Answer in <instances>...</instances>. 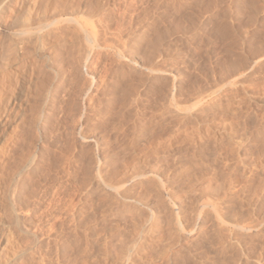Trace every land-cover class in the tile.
<instances>
[{
	"label": "rangeland",
	"instance_id": "obj_1",
	"mask_svg": "<svg viewBox=\"0 0 264 264\" xmlns=\"http://www.w3.org/2000/svg\"><path fill=\"white\" fill-rule=\"evenodd\" d=\"M29 6L0 87L6 264H264V0H2L0 56Z\"/></svg>",
	"mask_w": 264,
	"mask_h": 264
},
{
	"label": "bare ground",
	"instance_id": "obj_2",
	"mask_svg": "<svg viewBox=\"0 0 264 264\" xmlns=\"http://www.w3.org/2000/svg\"><path fill=\"white\" fill-rule=\"evenodd\" d=\"M32 1H35V0H32ZM1 2H2V0H0V4H1ZM30 3H33V2H30ZM29 4V3H28ZM33 6L35 5L34 3L32 4ZM30 7L29 6V8H28V10H30L28 13V16L26 17L25 15H23V16H21V17H23L24 18V16L26 17V18H24V20H22L23 22H24V27H22V30L20 31L19 29H18V33L16 34H14V37L12 38L11 37V39H13L12 41H10V42H12V44H14L13 46L11 45L10 47H13L12 49H11V51H8L7 50V52H9V53H6V54H3L2 56H0V87L2 86V84L1 83H3L2 81H3V79L5 78V76H6V74L8 73H6L5 71H4V69L6 70V69H8V68H6L7 66L9 67V65L10 64H12L13 62H15L17 59H18V57L19 56H21L20 54H19V56H17L16 54L18 53L17 52V43L18 44H20V43H22L23 42V40L25 39L24 37V34L27 32V31H29L30 30V26H28L27 24L29 23V20H30V16H31V14L33 15L34 13L32 12V10L34 9V8H36V7ZM3 8V7H2ZM60 8V7H59ZM1 9V8H0ZM3 10V9H2ZM34 11V10H33ZM1 12V11H0ZM35 12H36V10H35ZM81 12V11H80ZM4 13V12H3ZM70 14V13H69ZM57 15H58V13H57ZM93 17V16H92ZM22 18V19H23ZM18 19V18H17ZM45 19V18H44ZM50 19V18H49ZM96 19V18H95ZM39 20V19H38ZM64 20V19H63ZM40 21V20H39ZM57 21V20H56ZM69 22H70V20H68ZM134 21V20H133ZM16 23H18V22H16ZM15 23V24H16ZM14 23H13V25L12 26H14L15 25ZM31 24H33L32 23V21H31ZM35 25V24H34ZM58 25V24H57ZM82 25H85V24H83L82 23ZM4 26V25H3ZM23 26V25H22ZM51 26V25H50ZM63 26V25H62ZM67 26V25H66ZM80 26V25H79ZM14 27H16V26H14ZM13 27V28H14ZM77 27V26H76ZM84 27H86V26H84ZM6 28V27H5ZM73 28V27H72ZM14 29H16V28H14ZM38 29V28H37ZM40 29V28H39ZM45 29H46V25H45ZM50 29V28H49ZM48 29V30H49ZM42 30V29H41ZM59 30H60V28H59ZM87 30H89V29H87ZM16 31V30H15ZM20 31V32H19ZM38 31V30H37ZM36 31V32H37ZM83 31V30H82ZM49 32V31H48ZM62 32V31H61ZM80 33H82L81 31H80ZM102 33V32H101ZM104 33V32H103ZM40 34V33H39ZM43 34V33H42ZM59 34V33H58ZM76 34V33H75ZM105 34V33H104ZM84 35V34H83ZM87 35V34H86ZM140 35V34H139ZM37 36V35H36ZM35 36V37H36ZM106 36V35H105ZM108 36V35H107ZM26 37H28L27 35H26ZM31 37H33V36H31ZM38 37V36H37ZM41 37V36H40ZM43 37V36H42ZM44 38H45V36H44ZM43 38V39H44ZM59 38V37H58ZM100 38V37H99ZM103 38V37H102ZM6 39V38H5ZM8 39V38H7ZM27 39H29V38H27ZM37 39V38H36ZM40 39V38H39ZM9 40H10V38H9ZM30 40H31V38H30ZM106 40H109L108 38L106 39ZM105 40V41H106ZM104 41V42H105ZM10 42H6V43H9L10 44ZM25 42V41H24ZM30 42V41H29ZM31 42H33V41H31ZM39 42V41H38ZM74 42V41H73ZM103 42V43H104ZM115 42V41H114ZM122 42V41H121ZM76 43V42H75ZM110 43V42H109ZM118 43V42H117ZM128 43V42H127ZM263 43V42H262ZM106 44H108V42L106 43ZM114 44V43H113ZM122 44H124V43H122ZM136 44V43H135ZM141 44V43H140ZM157 44V43H156ZM22 45H24V44H22ZM21 45V46H22ZM27 45V44H26ZM115 45V44H114ZM120 45V44H119ZM175 45V44H174ZM29 46V45H28ZM33 46H34V44H33ZM107 46V45H106ZM136 46V45H135ZM147 46V45H146ZM146 46H145V48H146ZM24 47H25V45H24ZM71 47H73V46H71ZM140 47V46H139ZM119 48V47H118ZM121 48H122V46H121ZM148 48H150L149 46L147 47V49ZM36 49V48H35ZM133 49V48H132ZM135 49V48H134ZM138 49V48H137ZM142 49V48H141ZM152 49H154V48H152ZM161 49V48H160ZM4 51H5V49H4ZM23 51V50H22ZM41 51V50H40ZM146 51V50H145ZM144 51V52H145ZM14 52H15V54H14ZM21 52V51H20ZM24 52V51H23ZM22 52V53H23ZM28 52H29V50H28ZM31 52V51H30ZM44 52V51H43ZM116 52V51H115ZM115 52H114V54H115ZM143 52V53H144ZM151 52V51H150ZM26 53V52H25ZM113 53V52H112ZM139 53V52H138ZM28 54V53H27ZM42 54V53H41ZM46 54V53H45ZM77 54V53H76ZM111 54V53H110ZM122 55V54H121ZM125 55V54H124ZM134 55V54H133ZM15 56V57H14ZM34 56V55H33ZM116 56V55H115ZM14 57V58H13ZM72 57V56H71ZM124 57V56H123ZM151 57V56H150ZM23 58H25V57H23ZM42 58V57H41ZM79 58V57H78ZM22 59V58H21ZM50 59V58H49ZM76 59V58H75ZM133 59V58H132ZM252 59V58H251ZM28 60V59H27ZM86 60V59H85ZM142 60V59H141ZM77 61V60H76ZM112 61V60H111ZM139 61V60H138ZM246 61V60H245ZM249 61V60H248ZM12 62V63H11ZM47 62V61H46ZM50 62V61H49ZM79 62V61H78ZM37 63V62H36ZM43 63V62H42ZM75 63H77V62H75ZM44 64H45V62H44ZM87 64V63H86ZM112 64V63H111ZM245 64H247V63H244V66H245ZM251 64V63H250ZM254 64V63H253ZM47 65H49V64H47ZM53 65V64H52ZM121 66V65H120ZM234 66V65H233ZM250 66V65H249ZM45 67V66H44ZM136 67V66H135ZM230 67H231V65H230ZM245 67H248L247 65L245 66ZM228 68V67H227ZM250 68V67H249ZM149 70V69H148ZM246 71H247V69H246ZM149 72V71H148ZM242 72V71H241ZM34 73V72H33ZM51 73V72H50ZM71 73V72H70ZM9 74V73H8ZM13 75V74H12ZM18 75V74H17ZM87 75V74H86ZM16 76V75H15ZM14 76V77H15ZM31 76V75H30ZM68 76V75H67ZM7 77H9V75L7 76ZM11 77V76H10ZM27 77V76H26ZM13 78H11V79H7L6 78V80H10V82H11V80H12ZM18 79V78H17ZM48 79H50V78H48ZM15 80H16V77H15ZM87 80V79H86ZM19 81V80H18ZM6 82V81H5ZM5 82H4V84H5ZM15 82V81H14ZM33 83V82H32ZM28 84V83H27ZM36 84V83H35ZM124 85V84H123ZM143 85V84H142ZM5 86V85H4ZM13 86V85H12ZM28 86V85H27ZM37 86V85H36ZM55 86V85H54ZM80 86V85H79ZM8 88H9V86H7ZM6 87V88H7ZM29 87V86H28ZM31 87V86H30ZM67 87V86H66ZM87 87V86H86ZM89 87V86H88ZM130 87V86H129ZM223 87V86H222ZM26 88V87H25ZM24 88V89H25ZM54 88V87H53ZM105 88V87H104ZM196 88V87H195ZM2 89H3V87H2ZM2 89L0 90V91H2ZM17 89V88H16ZM29 89V88H28ZM32 89H33V86H32ZM36 89V88H35ZM46 89V88H45ZM125 89H126V87H125ZM5 90V89H4ZM3 90V91H4ZM7 90V89H6ZM9 91V90H8ZM13 91V90H12ZM12 91H9L10 92V94H11V92ZM24 91V90H23ZM29 91V90H28ZM31 91V90H30ZM48 91V90H47ZM87 91V90H86ZM209 91V90H208ZM5 92V95L8 97L10 94L8 93V92H6V91H4ZM4 92H1L0 93V96H1V94H2V96H3V94H4ZM17 92V91H16ZM16 92L14 93L15 94V96H17V97H19L18 95H16ZM22 92V91H21ZM35 92H37V90L35 91ZM50 92V91H49ZM65 92V91H64ZM88 92V91H87ZM194 92V91H193ZM13 93V92H12ZM28 93V92H27ZM31 93H33L32 91H31ZM38 93V92H37ZM192 93V92H191ZM209 93H211V92H209ZM19 94V93H18ZM21 94V93H20ZM19 94V95H20ZM30 94V93H29ZM172 94V93H171ZM205 94V93H204ZM13 95V94H12ZM23 95V94H22ZM31 95V94H30ZM41 95V94H40ZM192 95H194V94H192ZM199 95V94H198ZM198 95H196V96H198ZM11 96V95H10ZM14 96V98H16V100H18L17 99V97H15ZM47 96V95H46ZM45 96V97H46ZM123 96V95H122ZM195 96V95H194ZM195 96V97H196ZM204 96V95H203ZM5 97V96H4ZM6 97V98H7ZM35 97V96H34ZM40 97V96H39ZM38 97V98H39ZM42 97V96H41ZM6 98H0V189H1V175H2V173H4L3 172V168H4V163H5V157H6V155L7 154H5V153H7L6 151H8V147H10L9 145L11 144L10 142H11V140H12V138L14 137V133H15V131H16V127L17 126H13V125H15V124H13V125H11V124H9V122H8V119L6 118V114H5V112H6V106H7V100H6ZM20 98H21V96H20ZM4 99H5V101H4ZM8 99V98H7ZM42 99V98H41ZM205 99V98H204ZM203 99V100H204ZM26 100V99H25ZM36 100V99H35ZM202 100V101H203ZM9 101V100H8ZM42 101H43V99H42ZM42 101H40L41 103H42ZM193 101V100H192ZM10 102V101H9ZM12 102V101H11ZM201 102V101H200ZM22 103V102H21ZM44 103V102H43ZM14 104V103H13ZM198 104V103H197ZM206 104V103H205ZM17 105V104H16ZM36 105V104H35ZM77 105V104H76ZM14 106V105H13ZM39 106H40V104H39ZM211 106V105H210ZM18 107V106H17ZM20 107V106H19ZM23 109V108H22ZM208 109V108H207ZM46 111V110H45ZM36 113V112H35ZM21 114V113H20ZM27 115V114H26ZM18 116H19V114H18ZM47 116V115H46ZM21 117H22V115H21ZM31 117V116H30ZM210 117V116H209ZM28 118V117H27ZM32 118V117H31ZM34 118V117H33ZM24 119H25V117H24ZM36 119V118H35ZM190 119V118H189ZM14 120V119H13ZM16 120V119H15ZM30 120V119H29ZM34 120V119H33ZM11 121V120H10ZM36 121V120H35ZM201 121H202V119H201ZM203 122H204V120H203ZM32 123V122H31ZM17 124V123H16ZM19 125V124H18ZM217 125V124H216ZM223 126V125H222ZM21 127V126H20ZM181 127V126H180ZM247 127V126H246ZM222 128V127H221ZM177 130V129H176ZM180 130V129H179ZM251 131V130H250ZM18 132V131H17ZM179 132V131H178ZM200 133V132H199ZM252 133V132H251ZM21 134V133H20ZM205 134V133H204ZM208 134V133H207ZM18 135V134H17ZM181 135V134H180ZM232 135V134H231ZM235 135V134H234ZM184 136V135H183ZM206 136V135H205ZM210 136V135H209ZM206 138H208V137H206ZM232 138V137H231ZM256 138V137H255ZM14 139V138H13ZM186 139H188V138H186ZM226 140V139H225ZM249 140V139H248ZM13 141V140H12ZM219 141V140H218ZM250 142V141H249ZM182 143V142H181ZM238 143V142H237ZM15 144V143H14ZM17 144V143H16ZM227 145V144H226ZM235 145V144H234ZM171 146V145H170ZM173 146V145H172ZM180 146V145H179ZM236 146V145H235ZM13 147V146H12ZM17 147V146H16ZM188 147V146H187ZM14 148V147H13ZM12 149V148H11ZM15 149V148H14ZM179 149V148H178ZM191 149V148H190ZM199 149V148H198ZM202 149V148H201ZM211 150V149H210ZM222 150V149H221ZM232 150V149H231ZM175 151V150H174ZM184 151V150H183ZM216 151V150H215ZM220 151V150H219ZM11 152V151H10ZM199 152V151H198ZM226 152V151H225ZM230 152V151H229ZM13 153H15V152H13ZM17 153V152H16ZM231 153V152H230ZM166 154V153H165ZM164 154V155H165ZM196 154V153H195ZM236 154V153H235ZM234 154V155H235ZM213 155V154H212ZM221 155H222V153H221ZM233 155V156H234ZM12 156V155H11ZM13 156H14V154H13ZM134 156H136V155H134ZM203 156H205V155H203ZM202 156V157H203ZM208 156V155H207ZM230 156H232V154L230 155ZM197 158H198V156H197ZM214 158V157H213ZM225 158V157H224ZM232 158V157H231ZM12 159V158H11ZM177 159V158H176ZM15 160V159H14ZM13 160V161H14ZM16 160H17V158H16ZM181 160V159H180ZM188 160V159H187ZM201 160V159H200ZM210 160V159H209ZM214 160V159H213ZM212 160V161H213ZM185 161V160H184ZM189 161V160H188ZM220 161V160H219ZM218 161V162H219ZM232 161V160H231ZM220 162H222V161H220ZM180 163H181V161H180ZM224 163V162H223ZM233 163H235V162H233ZM12 163H9V165H11ZM15 164V163H14ZM133 164V163H132ZM169 164V163H168ZM135 165V164H134ZM196 165V164H195ZM209 165H210V163H209ZM221 165V164H220ZM19 166V165H18ZM184 166V165H183ZM218 166V165H217ZM226 166H228V165H226ZM10 167V166H9ZM113 167V166H112ZM182 167V166H181ZM187 167V166H186ZM191 167H193V166H191ZM195 167H197V166H195ZM199 167V166H198ZM210 167V166H209ZM223 167V166H222ZM232 167V166H231ZM180 168V167H179ZM185 167H183V169H184ZM211 168V167H210ZM11 169V168H10ZM19 167L17 168V166H16V169L14 170V172H13V175H12V180H13V182L15 183L14 184V186L13 187H19V185H21V184H19V185H16V183H17V180H18V182H20L19 181V177H18V175H19ZM180 169H182V168H180ZM182 169V170H183ZM186 169V168H185ZM188 169V168H187ZM201 169V168H200ZM203 169V168H202ZM230 169V168H229ZM116 170V169H115ZM150 170V169H149ZM178 170V169H177ZM204 170V169H203ZM203 170L202 171H200L201 173L203 172ZM212 171V170H211ZM27 172V171H26ZM168 172V171H167ZM177 171L175 170V173L174 174H177L178 172H180V171H178L177 173H176ZM183 173V172H182ZM197 173H198V169H197ZM204 173V172H203ZM203 173H202V175H203ZM211 173V172H210ZM209 173V174H210ZM223 173V172H222ZM10 173H7V175H9ZM152 174V173H151ZM184 174H185V172H184ZM200 174V173H199ZM198 174V175H199ZM213 174V173H212ZM153 175V174H152ZM183 175V174H182ZM197 175V174H196ZM201 175V174H200ZM175 176V175H174ZM185 176H186V174H185ZM184 175L181 177V178H183V177H185ZM11 177V176H10ZM203 177H204V175H203ZM196 178H197V176H196ZM10 179V178H9ZM20 179H21V177H20ZM100 179H102V178H100ZM119 179V178H118ZM180 179V178H179ZM202 179V178H201ZM8 180V179H7ZM105 180V179H104ZM156 180V179H155ZM159 180H161V179H159ZM220 180V179H219ZM224 180V179H223ZM121 181V180H120ZM158 181V180H157ZM162 181V180H161ZM182 181H184V180H182ZM185 181H187V180H185ZM207 181V180H206ZM111 182V181H110ZM117 182V181H116ZM160 182V181H159ZM198 182V181H197ZM208 182V181H207ZM122 183V182H121ZM120 183V184H121ZM195 183H196V180H195ZM222 183H223V181H222ZM117 184V183H116ZM172 184V183H171ZM193 184V183H192ZM192 184H190V185H192ZM207 184H209V183H207ZM155 186H156V184H154ZM177 185V184H176ZM183 185V184H182ZM189 185V186H190ZM12 186V185H11ZM158 186H159V184H158ZM157 186V187H158ZM171 186V185H170ZM172 186H173V184H172ZM180 186L181 185H179V188H180ZM217 186V185H216ZM18 187H17V190H19L18 189ZM108 187V186H107ZM191 187V186H190ZM207 187V186H206ZM246 187V186H245ZM20 188V187H19ZM199 188V187H198ZM197 188V189H198ZM212 188H214L213 186H212ZM218 188V187H217ZM221 188V187H220ZM15 188H13V190H12V192H11V194H10V197L9 198H7L8 200H10L8 203H6V204H8V208H7V205H5V201H7V200H5V198H4V200H3V196L1 195L2 193H0V264H6V254H7V249L8 248H11V247H13V245L14 244H12V240H13V230H12V228H14V227H16V228H18L19 227V211L17 210V206H19L17 203H19V201L18 200H20L19 198V195H18V192L19 191H17L16 189L14 190ZM177 189H178V186H177ZM183 189V188H182ZM215 189H216V187H215ZM147 190V189H146ZM176 190V189H175ZM174 190V191H175ZM196 190V189H195ZM194 190V191H195ZM213 190V189H212ZM218 190V189H217ZM220 190V189H219ZM1 191V190H0ZM174 191H172V192H174ZM188 191V190H187ZM200 191V190H199ZM214 191V190H213ZM213 191H211L212 193H213ZM255 191V190H254ZM144 192V191H143ZM171 192V193H172ZM185 192V191H184ZM197 192H198V190H197ZM211 192H209L208 191V193H210V194H212ZM150 193H152L151 191H150ZM149 193V194H150ZM175 193V192H174ZM179 193V192H178ZM187 193V192H186ZM190 193H191V191H190ZM208 193H206V194H208ZM4 194V193H3ZM167 194V193H166ZM176 194V193H175ZM193 194V193H192ZM210 194H208L209 196H210ZM9 195V194H8ZM142 195V194H141ZM143 195H145V194H143ZM160 195V194H159ZM200 195V194H199ZM213 195V194H212ZM224 195V194H223ZM222 195V196H223ZM5 196H7V195H5ZM162 196V195H161ZM178 196H179V194H178ZM182 196V195H181ZM205 196H207V195H205ZM208 196V197H209ZM226 196H228V195H226ZM19 197V198H18ZM139 197V196H138ZM145 197V196H144ZM203 197V196H202ZM210 197H212V196H210ZM209 197V198H210ZM225 197V196H224ZM229 197V196H228ZM157 198V197H156ZM159 198H160V196H159ZM230 198V197H229ZM162 199V198H161ZM169 199V198H168ZM212 199V198H211ZM163 200V199H162ZM191 200V199H190ZM189 200V201H190ZM233 200V199H232ZM232 200H231V202H232ZM110 201V200H109ZM192 201V200H191ZM203 201H205V200H203ZM136 202V201H135ZM163 202V201H162ZM165 202V201H164ZM221 202H224V201H221ZM233 202H235V201H233ZM232 202V203H233ZM140 203V202H139ZM179 203H181V201L179 202ZM194 203V200L192 201V204ZM205 203V202H204ZM227 203H228V201H227ZM20 204V203H19ZM225 204V203H224ZM110 205V204H109ZM181 205V204H180ZM190 205V204H189ZM205 205H208V204H205ZM133 206V205H132ZM222 206H223V204H222ZM221 206V207H222ZM121 207V206H120ZM189 207V206H188ZM192 207H194V205L192 206ZM228 207V206H227ZM226 207V208H227ZM7 208V209H6ZM20 210H21V208L20 207H18ZM205 208V207H204ZM220 208V207H219ZM223 208V207H222ZM225 208V207H224ZM223 208V209H224ZM178 209V208H177ZM186 209V208H185ZM164 210V209H163ZM162 210V211H163ZM171 210H173V209H171ZM171 210H169L170 211V213L171 212H173V211H171ZM179 210V209H178ZM188 210H189V208H188ZM201 210V209H200ZM202 210H204V209H202ZM211 210V209H210ZM221 210V209H220ZM228 210V209H227ZM6 211H8V213H9V215L11 214V216H9L10 217V220H11V222L10 223H3L2 222V218H3V215H5V213H6ZM18 211V212H17ZM238 211V210H237ZM21 212H23V211H21ZM135 212V211H134ZM179 212V211H178ZM193 212V211H192ZM202 212V211H201ZM230 212H231V209H230ZM230 212H227V214L228 213H230ZM176 213V212H175ZM199 213H200V211H199ZM222 213V212H221ZM233 213V212H232ZM231 213V214H232ZM168 214V213H167ZM225 214V213H224ZM234 214V213H233ZM176 215V214H175ZM178 215V214H177ZM176 215V216H177ZM180 215V214H179ZM178 215V216H179ZM193 215H195L194 214V212H193ZM181 216H183V215H181ZM210 216V215H209ZM225 216V215H224ZM228 215H226V217H227ZM230 216V215H229ZM234 216H235V214H234ZM147 217V216H146ZM165 217H167L166 215H165ZM215 217V216H214ZM188 218V217H187ZM212 218V217H211ZM153 219V218H152ZM168 219V218H167ZM173 219V218H172ZM100 220V219H99ZM216 220V219H215ZM144 221V220H143ZM208 221H209V219H208ZM175 222V221H174ZM224 222V221H223ZM119 223V222H118ZM171 223V222H170ZM180 223V222H179ZM197 223V222H196ZM217 223V222H216ZM172 224V223H171ZM200 224H202V223H200ZM214 225H215V223H213ZM178 225H180L181 226V224H178ZM212 225V224H211ZM221 225V224H220ZM169 226V225H168ZM185 226V225H184ZM136 227H137V225H136ZM159 227V226H158ZM165 227H166V225H165ZM175 227V226H174ZM145 228V227H144ZM155 228V227H154ZM161 228V227H160ZM210 228V227H209ZM247 228V227H246ZM182 229V228H181ZM219 230H220V228H218ZM248 229V228H247ZM18 230V229H17ZM128 230V229H127ZM146 230V229H145ZM192 230V229H191ZM19 231V230H18ZM143 231V230H142ZM216 231V230H215ZM170 232V231H169ZM177 232H179V231H177ZM205 232V231H204ZM124 233V232H123ZM142 233V232H141ZM147 233V232H146ZM153 233V232H152ZM220 233V232H219ZM244 233V232H243ZM174 234V233H173ZM172 234V235H173ZM182 234V233H181ZM188 234V233H187ZM213 234V233H212ZM222 234V233H221ZM237 234H239V233H237ZM122 235V234H121ZM162 235V234H161ZM172 235H170V236H172ZM216 235V234H215ZM214 235V236H215ZM225 235V234H224ZM224 235H223V237H224ZM244 235V234H243ZM154 236V235H153ZM169 236V237H170ZM175 236V235H174ZM222 236V235H221ZM143 237H144V235H143ZM159 237V236H158ZM178 237V236H177ZM176 237V238H177ZM142 238V237H141ZM175 237H174V239H176ZM179 238V237H178ZM218 238V237H217ZM139 239V238H138ZM219 239V238H218ZM224 239V238H223ZM125 240V239H124ZM185 240V239H184ZM219 240H221V239H219ZM137 241V240H136ZM156 241V240H155ZM169 241V240H168ZM173 241H175V240H173ZM172 241V242H173ZM178 241V240H177ZM177 241H175V242H177ZM182 241V240H181ZM188 241V240H187ZM215 241H218V240H215ZM234 241V240H233ZM232 241V242H233ZM141 242V241H140ZM154 242V241H153ZM171 242V243H172ZM219 242V241H218ZM167 244V243H166ZM170 244V243H169ZM175 244H177V243H174L173 245H175ZM151 245V244H150ZM157 245H159V244H157ZM217 245V244H216ZM236 245V244H235ZM146 247V246H145ZM144 247V248H145ZM158 247V246H157ZM166 247H167V245H166ZM170 247H172V245L170 246ZM183 248V247H182ZM12 250V249H11ZM160 250V249H159ZM168 250V249H167ZM178 250V249H177ZM115 251V250H114ZM132 251H135V249L134 250H132ZM139 251H140V249H139ZM158 251V250H157ZM171 252V251H170ZM169 252V253H170ZM240 252V251H239ZM9 253V252H8ZM13 253H14V251H13ZM15 253H16V251H15ZM132 253V252H131ZM140 253H141V251H140ZM156 253V252H155ZM214 253V252H213ZM11 254V253H10ZM162 254V253H161ZM239 254V253H238ZM11 255H13V254H11ZM15 255V254H14ZM166 255V254H165ZM172 255V254H171ZM198 255V254H197ZM226 255V254H225ZM162 256V255H161ZM164 256V255H163ZM7 257H9L10 258V256H7ZM19 257V256H18ZM157 257H160V256H158L157 255ZM231 257V256H230ZM240 257V256H239ZM133 258V257H132ZM144 258V257H143ZM155 258H156V255H155ZM162 258V257H161ZM204 258V257H203ZM12 259V258H11ZM154 259V258H153ZM166 259H167V257H166ZM172 259V258H171ZM191 259V258H190ZM8 260V259H7ZM204 260V259H203ZM126 261V260H125ZM125 261H124V263H125ZM140 261V260H139ZM133 262H134V260H133ZM132 262V263H133ZM169 262V261H168ZM203 262V261H202ZM236 262V261H235ZM14 263V262H13ZM166 263V262H165ZM11 264V263H10ZM107 264V263H106ZM118 264V263H117Z\"/></svg>",
	"mask_w": 264,
	"mask_h": 264
}]
</instances>
